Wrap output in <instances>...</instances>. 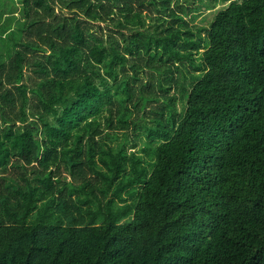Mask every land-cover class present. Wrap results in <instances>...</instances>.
Returning a JSON list of instances; mask_svg holds the SVG:
<instances>
[{
	"label": "trees",
	"instance_id": "1",
	"mask_svg": "<svg viewBox=\"0 0 264 264\" xmlns=\"http://www.w3.org/2000/svg\"><path fill=\"white\" fill-rule=\"evenodd\" d=\"M0 264H264V0H0Z\"/></svg>",
	"mask_w": 264,
	"mask_h": 264
},
{
	"label": "rangeland",
	"instance_id": "2",
	"mask_svg": "<svg viewBox=\"0 0 264 264\" xmlns=\"http://www.w3.org/2000/svg\"><path fill=\"white\" fill-rule=\"evenodd\" d=\"M208 15H210V14H208Z\"/></svg>",
	"mask_w": 264,
	"mask_h": 264
}]
</instances>
